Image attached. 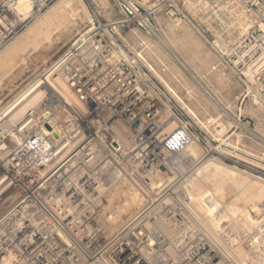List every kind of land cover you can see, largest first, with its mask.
<instances>
[{
	"label": "built area",
	"instance_id": "obj_1",
	"mask_svg": "<svg viewBox=\"0 0 264 264\" xmlns=\"http://www.w3.org/2000/svg\"><path fill=\"white\" fill-rule=\"evenodd\" d=\"M17 2L0 0V49L28 18L14 10ZM30 2L34 14L51 0ZM118 4V17H95L51 65L80 105L46 84L41 112L0 128V204L17 193L0 211V264H174L168 245L197 235L185 255L193 264L205 234L190 222L204 218L192 210L184 183L194 165L219 160V140L192 125L139 59L122 51L118 34L125 25L150 32L152 14L162 11L183 19L237 77L242 100L264 108V0H157L151 10L135 0ZM119 124L128 139L117 136ZM236 124L264 146L249 122ZM15 134L21 143L8 147L5 140ZM191 139L199 157L187 153ZM51 159L56 164L49 167ZM150 178L157 183L148 184ZM125 185L141 201L118 220L121 203L109 196Z\"/></svg>",
	"mask_w": 264,
	"mask_h": 264
},
{
	"label": "rangeland",
	"instance_id": "obj_2",
	"mask_svg": "<svg viewBox=\"0 0 264 264\" xmlns=\"http://www.w3.org/2000/svg\"><path fill=\"white\" fill-rule=\"evenodd\" d=\"M58 1L51 0L43 10L28 15V18L25 17L24 19H27H23L22 29L8 43L17 39L27 27L42 15V21L48 24L51 13L47 12V8ZM117 1L121 2V0H81V2L75 0L74 3L78 4V7L74 4L77 11L79 10L83 15L87 11L88 14L85 13L87 17H84L79 24L78 21H75L71 34L68 35L63 27H57L59 22L64 23L63 17L59 15L50 24L52 30L50 39L42 40L30 37L25 42L18 43L17 46L20 49H16L17 51L14 52L12 58L8 57L9 59H5L4 63H0V128H3L1 122L3 123L8 118V115H4L2 109L15 102L21 96V90L25 89L40 72L47 66L50 67L51 63L53 65L54 61H57L66 47L80 32L82 33L91 27L95 17L101 20H109L120 15L121 7ZM135 1L142 8L151 10L157 0ZM80 8L86 9L85 12L83 9L81 11ZM72 21L74 22L72 19L67 20L66 23ZM150 24L152 26L150 32L141 31L133 24H127L121 28L118 38L122 51L130 56H137L142 68L158 84L160 90L174 104L184 110L192 125L219 140V160L217 164L220 167L235 173L240 172L241 176L264 184V146L257 140L248 137L236 124L237 118H240L242 123L249 122L250 128L264 139V108L250 98L242 100L243 87L237 77L219 64L213 52L206 47L183 19L171 17L165 11L155 12L152 14ZM4 47L0 49V52ZM179 99L184 102V105ZM5 141L8 147H13L11 146V139ZM197 149L199 154L200 150ZM202 162L197 166L201 165ZM197 166H193L191 174ZM217 184L223 189L224 194L222 197L229 199L231 203L238 207L247 204V200L242 198L237 201L234 200V194L237 190L233 185L223 183L220 178ZM209 186L211 187V185ZM194 190L195 194L199 192L198 188ZM201 190H205V187H202ZM16 197V192L9 196L11 199ZM117 200L118 197L115 196L113 203ZM191 202L199 211L203 212L204 206L202 208L196 200ZM2 203L0 204V211L6 207L9 201L8 203ZM204 214L206 216L205 221L197 222L196 218L192 219L190 222L191 229L193 231L199 230L203 235L205 234L202 239L207 237V242H217L222 248L221 251L227 256H231L232 260L235 261L234 256L239 255V247L236 243L237 240L234 239L233 231L228 226L229 223L226 222L228 218L224 217L223 221L225 223L216 224L218 226L216 227L214 221H210L206 212ZM222 216L216 215V218L220 219ZM221 224L223 226L222 230ZM259 224L261 225L262 222ZM256 229L255 227L251 228L250 233H255ZM195 236H192L189 240L180 239L175 244L177 245L176 248L183 254L188 246V241L191 246H195L199 242L200 237ZM222 244H225L232 252L226 250ZM184 263H187V260L184 261L182 256L179 264Z\"/></svg>",
	"mask_w": 264,
	"mask_h": 264
},
{
	"label": "bare ground",
	"instance_id": "obj_3",
	"mask_svg": "<svg viewBox=\"0 0 264 264\" xmlns=\"http://www.w3.org/2000/svg\"><path fill=\"white\" fill-rule=\"evenodd\" d=\"M74 1L75 0H59L56 4L49 6L47 8V12L51 13V17L50 19H48L49 23L45 24L42 21L43 15L39 17V19H37L33 24L27 27L26 30L23 31L19 37H17V39L12 40L10 43L5 45L4 49L0 52V63L8 57L12 58L14 52L17 51L16 49H20V47L18 48L17 46L18 43L25 42L30 37L42 40L50 39V36H52L50 24H52V22H54L56 17L59 15L63 17L64 23L59 22L57 24V27H63L64 31L68 35L71 34L74 29L73 24L75 23V21H78L77 23L79 24V22H81L84 17H87L85 14L87 13V11H84L86 10L84 9L85 7L82 8L85 12L83 15L79 12V10L77 11L76 7H74ZM76 6L78 7V4ZM14 10L19 15H21L22 19H24L32 13V4L30 0H18L17 4L14 7ZM71 19L74 20V22L72 21L70 23H66L67 20ZM76 27L78 28V26ZM165 44L167 43L165 42ZM55 62L56 61H54V63ZM47 67L42 72H40L38 76L33 79V81L29 83L27 87L25 86V89L21 90L22 94L20 93L21 96H19L17 100H15V102H13L11 105L6 106L4 109L1 108L3 110V113H5L4 115H8L7 120H5L3 123L1 122V125L4 128H8L9 125H14L18 127L20 125L25 124L27 120V113L31 110L38 108V113L42 111L40 108V103L45 95V85L43 84H50L57 92H59L65 98L73 100L78 105H80V102L78 101L77 97L69 89L65 82L58 75L51 72V66L48 68ZM179 100L182 102V105H184V102L181 99ZM114 129L118 137L122 138L123 140L128 139L127 134L129 133V131L124 128L123 125H116ZM20 143L21 139L19 135H13V138L11 139L12 145H10L13 147H17ZM46 144H48L47 141ZM4 146V144L0 143V149ZM197 148H199L198 145L191 139L190 142L187 144L186 150L187 153H189L190 155L194 157H199L201 151L198 154ZM205 160L206 161L204 163L202 162L201 165L197 166L195 171L189 176V178L184 183L188 184L187 193L191 201L196 200L200 203L202 208L204 206L205 209L203 208L202 211L206 212V215L209 217L210 221H214V225L216 227H218L217 225H219V223L224 222V217L228 218L226 222L229 223L228 226H230V229L233 231L234 239L237 240L236 243L239 247V255L234 256L235 261L232 260L233 258L231 256H227L226 254H224V252L221 251L222 248L217 242L209 243L207 242V237H205V239L202 240L200 247L194 248L193 256L190 258V261L193 262V264H195V261L200 262L202 260H205L208 263L212 262L214 264H264V184L243 177L240 175V172L235 173L234 171L224 170L223 167H220L219 164H217L218 160H215L214 158H209ZM50 162L51 163L49 164V167L55 166L56 162L54 161V159H51ZM219 178L223 183H229L236 188L237 192L234 194L235 201L240 200L242 198L244 200H247V204L243 207H238L234 203H231L229 199H225L224 197H222L224 194L223 189L221 186L219 187V184H217V182H219ZM154 180V178H150L146 180V182L148 184H156L157 181ZM0 184L5 183L0 182ZM120 184L133 183L124 181ZM209 185H211V187ZM202 187H205V190H201ZM195 188L199 189V192L196 194L194 192ZM115 196L118 197V200L116 202L121 203V206L119 207L116 214L118 220L132 213L138 207L141 201L140 194L136 190L131 188V186L129 185L114 189L109 196L110 203L113 202ZM9 200H11V198H9L8 196L6 197L4 203H8ZM191 207L192 210H195L196 214H201V216L203 215L204 221L206 220V216L204 214L205 212L203 213L199 211L194 205H192ZM216 215L223 216L222 218L217 219ZM260 221L262 222L261 225L259 224L261 223ZM222 227L223 226L221 224V230ZM253 227L257 229L255 233L251 234L250 229ZM179 240L180 239L175 240L173 244H169L167 247V251L172 257L174 264H179L182 256L183 260H185V255L188 252V249L184 250L183 255L181 251L176 248L177 245L175 244ZM222 245L225 246L226 250L232 252V250L228 249L225 244Z\"/></svg>",
	"mask_w": 264,
	"mask_h": 264
}]
</instances>
